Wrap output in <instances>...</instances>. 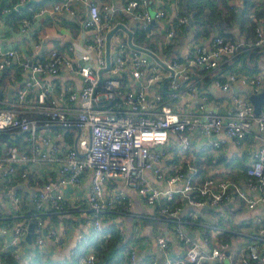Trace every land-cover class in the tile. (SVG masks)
Instances as JSON below:
<instances>
[{"label":"built area","instance_id":"2783aa9c","mask_svg":"<svg viewBox=\"0 0 264 264\" xmlns=\"http://www.w3.org/2000/svg\"><path fill=\"white\" fill-rule=\"evenodd\" d=\"M157 1L159 6L154 7ZM167 1L154 0L152 4L151 0H126L124 9L141 28H147L156 19H172L173 24L165 32L171 41L176 33L174 21L176 25H185L192 19L180 7L168 9ZM111 9L109 3L101 5L97 0H54L39 5L33 15L67 13L80 29L67 51L52 46L40 59L19 54L17 49L4 47L0 41V72L14 63L27 72L15 103L30 95L36 113L19 114L13 104L0 108V131L20 130L27 145L11 144L7 154L0 152V163L8 162L1 173L6 179L5 188L18 207L20 196L13 183H9L11 175L18 172V163H53L56 176L37 186L33 205L41 210L44 207L63 210L67 206L64 187L79 185L89 174L87 199L93 226L102 230L114 221L105 217V211L128 210L132 205V198L118 186L123 181L145 197L159 218L178 222L175 233L185 248L184 256L174 258L169 238L159 231L155 235L158 253L143 259L132 241L128 243V262L204 264L205 260L224 258L227 246L213 243L207 235L194 237L181 224L180 213L184 202L198 209L233 196L241 198L250 208L264 202V147L254 149L252 162L245 169L244 184L215 174L200 179L194 174L197 167L190 161L189 153L183 162L177 163L174 150L178 147L188 150L195 132L205 134L207 142L216 148L226 138L241 143L255 124L264 131V110L256 113L249 93L236 90L230 91L231 108L227 115L218 111L217 102L215 109L206 106V101L213 100L208 94H203V100L194 105L184 102L180 105V100L184 94L197 93L198 81L187 71L191 64L212 73L214 85L224 90L240 83L243 77L237 71L221 68L222 58L225 54H237L246 46L264 45V24L257 26L255 39L249 42H236L215 32L208 42L195 41L183 57L165 59L153 45L138 43L134 37L133 43L128 37L119 39L120 27L112 33L108 46V33L118 24ZM31 23L30 16L19 19L23 31ZM64 73L66 79H62ZM247 78L252 91H261L264 79L260 75ZM55 126L64 132L53 129ZM29 174L27 166H23L21 175ZM180 200L183 202L178 203ZM32 218L36 223L34 241L40 249L48 235L59 240L55 229L39 212ZM116 224L121 239L125 228L123 223ZM172 229L174 232V225ZM11 232L12 244L20 245L28 225L12 220L0 222V236ZM256 237L264 238V217L257 226ZM260 257L259 243L251 241L238 264H251ZM97 258L92 249L81 260L96 264ZM0 264H7L1 250Z\"/></svg>","mask_w":264,"mask_h":264},{"label":"crops","instance_id":"0c3cea01","mask_svg":"<svg viewBox=\"0 0 264 264\" xmlns=\"http://www.w3.org/2000/svg\"><path fill=\"white\" fill-rule=\"evenodd\" d=\"M3 1L0 0V41L4 47L17 49L19 54L40 59L52 46L67 51L80 34L79 25L72 15L61 12L37 16L31 15L32 23L27 31H23L19 25V18L24 11L19 10V7L37 0H5V5L2 4ZM42 1L46 3V1L54 0ZM153 1L151 0L152 4ZM97 2L101 5L109 3L112 6L110 12L112 11L115 14L117 23H124L133 32L138 31L137 26L140 27V24L124 9L126 0H97ZM232 2L237 4V9L242 4L244 12V0H217L218 6L223 8L224 13L228 9L227 4H232ZM155 3L154 7L159 6L158 1ZM32 7L34 8V4L30 8L32 9ZM166 7L168 9L180 7L188 11V0H168ZM14 8L18 9L19 12L13 14L12 10ZM249 8L255 13L258 25L264 24V0H253ZM21 13L22 15H20ZM172 24V19H156L152 21L150 29L144 28L143 37L140 40L135 37L137 40L134 39V41L145 45H153L159 53L161 51L165 59H170L173 56L181 57L195 41L208 42L210 35L218 32V29H214L209 35L197 36L195 23L175 25L174 21L176 33L170 41L165 36V32ZM239 24L240 22L237 18L236 21L234 20L231 23L223 20L219 28L234 33L236 36L234 41H244L246 32L241 30ZM118 31L126 32L128 37L126 29L120 27ZM253 49L256 52L254 58L249 57L248 53H237L231 56L225 54L223 56L221 68L224 70H236L243 77V80L240 83H235L230 90L215 86L212 82V73L201 69L198 65L191 64L187 71L198 81L197 93L195 96L188 93L184 94L180 100V105L182 102L186 105H194L196 102L203 100V94H208L213 97V100L206 101V106L208 108L214 107L215 109L216 105L214 103L217 102L218 111L227 115L231 108L229 99L231 90L249 93V91H252V87L247 77L260 75L264 79V45ZM26 79L27 72L22 69L19 63H14L0 72V108L13 104L19 114L36 115L34 105H31L32 97L30 95L24 100L15 103L17 101V93L24 85ZM62 79H66L65 73L62 74ZM253 128V131L241 143L226 138L225 143L220 148L210 145L205 134L195 132L192 135L191 147L187 151L195 157L193 165L197 167L199 178L202 179L206 175L215 174L230 177L244 184L245 169L252 162L254 149L264 147V131H261L257 124ZM53 129L64 132L58 126L53 127ZM24 138L25 134L21 132L17 139L9 137L13 142L3 139H0V142H2L4 147L11 144L27 147ZM6 149L0 150L1 154H7ZM183 154L184 151L182 152ZM198 155L200 158H198ZM7 164L6 160L0 163V222L12 220L16 223L23 222L29 226V222L33 219L31 217L34 207L33 192L43 181L49 177L56 176L55 165L44 161L18 163V172L15 175H11L12 181L9 182L13 183V187L17 189V193L20 196V205L16 207L11 195L5 188L6 179L1 174L2 169H5ZM23 166H27L30 170L28 176L24 177L21 175ZM89 185L90 175L88 174L79 185H67L64 187L67 206L63 210H52L44 207L40 211L47 224L55 229L59 240H56L54 236L48 235L43 247L40 249L34 241V235L32 240H29L26 235L20 245L12 244V232L5 236H0V250L2 255L7 254L6 258L8 260L5 258L6 263L14 264L12 256H18L19 264H85L81 260L82 255L92 249H96L93 244L87 246L86 250L78 258L73 256V254L76 247L81 248L80 242L86 243L89 241L87 236L91 235L93 230L92 213L87 199ZM118 186L123 188L132 198V205L128 210L121 208L112 212L113 217H110L114 220L113 229L116 233H118L116 222L123 223L125 228L124 239L116 242V246L120 242L124 244V250H121L125 254L123 263L127 264L129 261L128 243L132 241L137 244L139 256L143 257V259L144 257H151V254L158 253L155 235L159 231L169 238L171 255L174 258L184 256L185 248L175 233V227L178 222L174 220L173 223L171 220L159 218L157 212L153 211V208L146 202L145 197L138 193L135 188L124 184L123 181H120ZM261 217H264V202H259L255 207L250 208L238 196H233L231 199L217 204H208L201 209L184 202V207L180 213L181 224L191 231L194 237H200L207 233L211 236L213 243L219 245L225 243V239H229L230 245L225 249L226 256L221 259L205 260V264H216L213 262L215 260L225 264H238L240 257L245 253L248 243L257 241L256 230ZM173 225L174 232L172 229ZM43 233L47 234L45 230H43ZM258 243L261 257L252 261L251 264H264V243L259 241ZM38 248L42 251L43 257L33 261L31 256L36 253ZM99 259L97 258L96 261Z\"/></svg>","mask_w":264,"mask_h":264},{"label":"trees","instance_id":"16d2710c","mask_svg":"<svg viewBox=\"0 0 264 264\" xmlns=\"http://www.w3.org/2000/svg\"><path fill=\"white\" fill-rule=\"evenodd\" d=\"M41 2L44 3L42 0L31 1V2L27 3L26 5L19 7V10L24 11V13L22 12L23 15H22V13L20 15H22V16L27 15V16L32 17L34 10L39 7ZM252 3H253V0H244V12H243L242 20L239 24L241 30L246 32V37L244 40L245 42H249L250 40L255 39L256 28L258 26L255 13L249 8V6H251ZM2 4L5 5L6 1L4 0ZM32 4H34V8L36 7L35 9L33 7H32V9L30 8L32 6ZM227 7H228V9L224 13L223 8L218 6L217 0H188V12L191 14V19H192L191 23L196 24L195 29H196L197 36L198 35H209L212 30L218 29V32H220L225 37L230 38L232 40H236V38H235L236 36L234 33L226 31L223 28H219L220 24L222 23L223 20H227L230 23L234 20L236 21L235 12L237 9V5L236 4H227ZM12 12H13V14L14 13L16 14L19 11H18V9L14 8L12 10ZM22 16H20V18ZM175 25H176V21H175ZM137 28H138V31L134 32V39L137 38L138 40H140L143 37L142 35L144 34V32H143L144 28H141L139 26H137ZM254 47L258 48V46H253V47H247L246 46V48L241 50L239 53H243V54L248 53L249 57L254 58L255 53H256L254 51L255 49H253ZM0 139L8 140L9 142H13L9 139V136L6 133H2V135L0 136ZM7 147L6 146L4 147L2 145V142H0V150H5V148H7ZM183 151H184V154L182 155ZM187 153H189V159L193 163L195 157L190 155V152L187 151V149L185 150V148H182V147H178L176 150H174V162H177V163L183 162L185 155ZM198 158H200L199 155H198ZM197 173H198L197 169L194 170V174L196 176H199ZM181 201L183 202V200H180L178 203H182ZM32 211L33 212H31L32 213L31 217H33L36 214V212L40 213L41 209H37V208L33 207ZM40 214H42V213H40ZM103 214H105V217H107V216L109 218L113 217L112 216L113 213L110 211H105ZM114 224H115L114 221H112V223H110L108 226H106L102 230H99L98 228L93 226V230L91 232V235L89 234L87 236V239H89V241L86 243L80 242L81 248L76 247L74 249L75 253L73 254V256H76L78 258L79 255L82 254V252H84V250H86L87 246L93 244L94 248H96L95 250L98 254V259L100 258L98 261H96L97 264H124L123 262L125 261L124 260L125 254H123L124 252H121V250H124L123 249L124 244L120 242L121 244L119 243V245L116 246V242H118V240L123 239V237L120 239L118 233H116V231L113 229ZM204 235H207L211 238V236L207 233ZM256 238H257V242L259 241V242L264 243V238H258V237H256ZM222 244L226 245V243H222ZM3 257L6 258L7 254L3 255ZM42 257H43L42 251L39 248L37 249L36 253L32 254V256H31L33 261L37 260V259H41ZM18 258H19L18 256H16V257L12 256V260L14 261V264H19ZM77 258H75V259H77ZM213 262L216 264H225V263H222V262L217 261V260H215ZM127 264H137V263L128 262ZM138 264H142V263H138ZM204 264H205V261H204Z\"/></svg>","mask_w":264,"mask_h":264},{"label":"water","instance_id":"95a60500","mask_svg":"<svg viewBox=\"0 0 264 264\" xmlns=\"http://www.w3.org/2000/svg\"><path fill=\"white\" fill-rule=\"evenodd\" d=\"M242 13H243V5L241 4V5L238 6V9L236 11V18H237V20L239 22H241V20H242ZM150 25H152V22L147 24V28L148 29H150ZM119 27H122V28L127 30L128 38L133 43L132 39H133V33L134 32L132 31V29L126 27L124 23H118L116 26H114L112 29H110V31L108 33V46L110 44V38H111L112 33L114 31H116ZM108 58H110V53H108ZM101 78H102V76H101ZM249 96H250V98L253 101L254 111L256 113H261L262 110H263V103H264V88L261 91H259V92L249 91ZM2 133H6L12 139H17L21 135V131L20 130L0 131V135ZM35 224L36 223H35V221L33 219L29 222L28 232H27V238L29 240H32L33 231L35 229ZM191 234H193V233L191 232Z\"/></svg>","mask_w":264,"mask_h":264},{"label":"rangeland","instance_id":"374dc122","mask_svg":"<svg viewBox=\"0 0 264 264\" xmlns=\"http://www.w3.org/2000/svg\"><path fill=\"white\" fill-rule=\"evenodd\" d=\"M117 37H118L119 39H124V38H127V34H126V32H124V31H123V33H122V31H121V32L118 31ZM212 108L214 109V107H212ZM224 241H225V243H226L227 246L230 245L229 239H225ZM225 261L227 262V260H225Z\"/></svg>","mask_w":264,"mask_h":264}]
</instances>
